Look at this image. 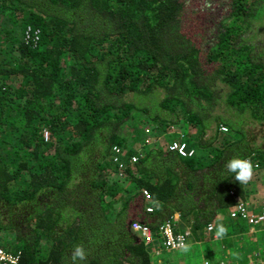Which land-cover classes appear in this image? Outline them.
I'll return each instance as SVG.
<instances>
[{
  "label": "trees",
  "instance_id": "obj_1",
  "mask_svg": "<svg viewBox=\"0 0 264 264\" xmlns=\"http://www.w3.org/2000/svg\"><path fill=\"white\" fill-rule=\"evenodd\" d=\"M0 13V234L19 264H71L78 244L79 264H153L176 215L195 237L224 224L226 247L249 235L231 217L248 190L223 166L264 162V0H0ZM138 119L178 126L193 155L147 146Z\"/></svg>",
  "mask_w": 264,
  "mask_h": 264
},
{
  "label": "rangeland",
  "instance_id": "obj_2",
  "mask_svg": "<svg viewBox=\"0 0 264 264\" xmlns=\"http://www.w3.org/2000/svg\"><path fill=\"white\" fill-rule=\"evenodd\" d=\"M3 14L0 13V21ZM263 25V24H262ZM19 28V27H17ZM21 29V28H19ZM18 29V30H19ZM261 31L258 32L259 38L256 37L257 40L263 39L264 42V25L262 29L260 28ZM254 36V33L252 34ZM144 118V117H139ZM141 120L138 119V128L136 131L139 132V134L142 136L143 135V140L144 143L151 147V148H156L159 146H163L166 144L167 140L171 138V140H174V142H183L181 141L180 138H182V131L178 126L173 127L169 129L168 132H163L161 129L160 130H154L152 128L145 127L142 123ZM222 133H227V131H222ZM177 135V136H176ZM170 141V140H168ZM171 143V144H172ZM187 144V143H186ZM129 155V154H128ZM131 156V155H130ZM138 157V156H136ZM139 158V157H138ZM120 181V180H119ZM122 183V181H120ZM246 188L249 192L251 193L252 200L251 202V209L254 211L259 212L258 210L261 209V204L264 202V170H261L257 172L253 176L252 181L246 185ZM248 196V197H249ZM250 197V198H251ZM255 201V202H254ZM183 222V221H182ZM183 224H186L185 221ZM245 227L246 230H250V227L246 222L242 223ZM187 225V224H186ZM189 225V224H188ZM188 227H183L180 228V230H185ZM235 226L231 230L232 232H235ZM238 228V227H237ZM243 228V226H242ZM264 227L261 226L259 231L263 229ZM252 232V231H251ZM245 233V229H236L235 233V239H233L231 236L229 238H225L231 240V247H226L223 238L222 239H217L214 232L211 234V232H207L206 230L202 231V234L200 233V237H195L193 236V239L191 243L189 244L190 246V252L185 254L182 251H177V252H165L161 250L158 254L153 253L152 259L153 263H158V264H205V262H209L210 264H249V257L250 261L254 262L255 259L256 261L253 264H261L259 260V256L264 258V252L260 251L264 250V233H257L256 237V243H253L254 237H250ZM254 235V234H252ZM4 236V233L0 234V245L2 238ZM12 238V235H11ZM10 240V239H9ZM255 242V241H254ZM236 244V250L238 252V258L236 257H230V251H233V245ZM3 246V245H2ZM222 248L221 252H217L216 249ZM201 248L202 252L201 255H199L200 249H195ZM248 248L251 250V256L249 253ZM194 249V250H192ZM257 249V250H256ZM223 250V251H222ZM155 252V251H154ZM201 252V251H200ZM256 256V257H255ZM244 257V258H243ZM261 258V259H262ZM253 259V261H252ZM259 260V261H258ZM237 261V262H236ZM232 262V263H231Z\"/></svg>",
  "mask_w": 264,
  "mask_h": 264
},
{
  "label": "built area",
  "instance_id": "obj_3",
  "mask_svg": "<svg viewBox=\"0 0 264 264\" xmlns=\"http://www.w3.org/2000/svg\"><path fill=\"white\" fill-rule=\"evenodd\" d=\"M25 41L28 45H34L36 46L40 40L41 32L39 29H32L31 27H28L27 30H25ZM222 131H227L225 128H222ZM170 150L173 152H176L178 155L182 157L192 156L193 151L188 152V147L186 143L183 142H174L170 145ZM122 150L116 149V153L120 154ZM138 157L136 156H130L131 162H137ZM116 161L120 160L119 158L115 159ZM254 165V175L257 174V172L264 170V162L262 163H252ZM122 176V175H121ZM144 197L145 200L148 202L151 201V195L148 191H144ZM249 198V197H248ZM251 204H253L249 199L240 204L236 210H233L231 213L232 219H241L242 221L246 222L248 226L250 227V231H252V234L256 235L257 233H264V228L260 229L261 226L264 227V202L261 204V209L257 211H254L251 209ZM154 208L151 206H147L146 212L153 213ZM181 221V218L179 215H176L172 220L169 222H166L161 227V240H162V247L155 250V254H158L161 250L165 252H177L180 251V245L183 242V244L189 245L193 239V232L188 227L185 230H179V222ZM211 226V229L210 227ZM206 229L207 232H215L214 225H209ZM133 231L138 234L142 240L144 241L146 246L152 247L155 244V241L157 239V234L152 231V229L147 226L143 225L141 223H134L132 225ZM0 245V264H19V256L17 254L8 253L3 247ZM259 260L261 264H264V258L259 256ZM262 258V259H261ZM258 260V261H259ZM205 264H210L209 262H205ZM223 264V263H222Z\"/></svg>",
  "mask_w": 264,
  "mask_h": 264
},
{
  "label": "clouds",
  "instance_id": "obj_4",
  "mask_svg": "<svg viewBox=\"0 0 264 264\" xmlns=\"http://www.w3.org/2000/svg\"><path fill=\"white\" fill-rule=\"evenodd\" d=\"M223 130V129H222ZM224 170L234 175V179L240 185L249 184L254 176V165L249 159L233 156L227 160L223 166ZM211 229V226H209ZM227 234V228L224 224L220 223L215 228V236L217 239H222ZM180 251L187 254L190 252V246L183 244L180 245ZM87 259V253L82 244L75 245L71 254V264H79L81 261Z\"/></svg>",
  "mask_w": 264,
  "mask_h": 264
},
{
  "label": "crops",
  "instance_id": "obj_5",
  "mask_svg": "<svg viewBox=\"0 0 264 264\" xmlns=\"http://www.w3.org/2000/svg\"><path fill=\"white\" fill-rule=\"evenodd\" d=\"M250 192H251V191H250ZM250 192H249L248 196L251 195ZM250 197H251V196H249L248 199L251 201V200H252V197H251V198H250ZM254 202H255V201H254ZM221 219H222V218H220V220H221ZM178 224H179V230H180V228H183L184 226H185V227H189V225L183 224L182 221H180ZM189 228H190V227H189ZM190 229H191V228H190ZM246 231H247V230H246ZM192 232H193V231H192ZM212 233H213V232H212ZM212 233H211V234H212ZM247 233H248V232H247ZM201 234H202V233H201ZM214 234H215V232H214ZM194 236H195V235H194ZM249 236H250V237H251V236L253 237L252 232H251L250 230H249ZM199 237H200V236H199ZM196 238H197V237H196ZM257 238H258V236H257V237L254 236V239H252V240H253V243H256V239H257ZM9 239H11V238H9ZM254 241H255V242H254ZM217 248H218V247H217ZM233 248H234L233 251H230V257H232V258H233V257L238 258V252H237V250H236V244L233 245ZM194 249H195V248H194ZM194 249H192V250H194ZM197 249H200L201 252L199 251L198 253H199V255H201V253H203V252H202V249H201V248H197ZM197 249H195V250H197ZM221 249H222V248L220 247V248L216 249V251H217V252H221ZM248 250H249V253H250V256H251L252 253H251L250 248H248ZM256 250H257V249H256ZM259 250L262 251V252H264V250H261V249H259ZM222 251H223V250H222ZM255 257H256V256H255ZM243 258H244V257H243ZM252 261H253V259H252ZM255 261H256V259H255ZM255 261H254V262H255ZM236 262H237V261H236ZM254 262H251V261H250V257H249V262H248V263H249V264H253ZM231 263H232V262H231ZM153 264H155V263H153ZM156 264H158V263H156ZM232 264H233V263H232Z\"/></svg>",
  "mask_w": 264,
  "mask_h": 264
}]
</instances>
